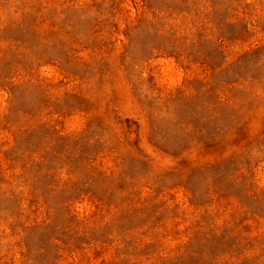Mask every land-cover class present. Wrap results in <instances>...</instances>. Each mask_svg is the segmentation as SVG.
I'll return each mask as SVG.
<instances>
[{"label":"rangeland","instance_id":"obj_1","mask_svg":"<svg viewBox=\"0 0 264 264\" xmlns=\"http://www.w3.org/2000/svg\"><path fill=\"white\" fill-rule=\"evenodd\" d=\"M0 264H264V0H0Z\"/></svg>","mask_w":264,"mask_h":264}]
</instances>
